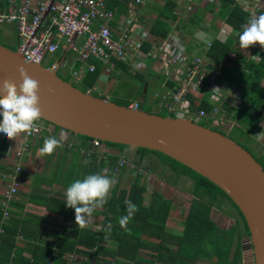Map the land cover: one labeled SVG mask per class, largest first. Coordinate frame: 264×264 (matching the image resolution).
Segmentation results:
<instances>
[{
    "label": "trees",
    "instance_id": "trees-1",
    "mask_svg": "<svg viewBox=\"0 0 264 264\" xmlns=\"http://www.w3.org/2000/svg\"><path fill=\"white\" fill-rule=\"evenodd\" d=\"M188 4L189 3L184 4L183 10L175 11L177 8L175 0H166L165 6L157 10V17L154 18L149 29L150 33L162 39L170 35L169 32L172 28H175V30L178 29L179 32L182 33L180 30L181 25L176 21H179L180 18L184 20L186 15H188L189 19L188 21L184 20V22H188L189 24L195 23V26H197L202 17L194 16L192 13L189 17L191 8H188ZM193 5L200 6L199 3ZM220 5L219 17L223 19L226 27L236 32L240 33L243 26L251 20L252 15L250 12L240 7L236 0H220ZM211 6L212 4L206 1L201 8H208L209 10ZM170 22L172 24L174 23V25L170 24ZM175 30H172V34L175 33ZM214 30L216 31V29ZM185 34L188 35V38L192 39L193 31H186ZM180 37L183 39L182 36ZM233 42L234 40L229 37L223 38V40L215 39L207 55L213 60L214 66H217L222 64L230 54H233L235 55L233 64L243 67V70L241 69L239 71L221 67L220 80L224 84L240 90L242 92L240 96H243V98H241L242 104L235 107L224 106L221 113L231 119L233 123L232 129L242 133L247 143L252 133L257 130L263 131L260 127V123L264 119V53L259 54L260 60H254L251 56L246 58L232 50ZM149 48V44L143 45L144 51H147ZM90 63L95 65V71L93 73H86L82 82L74 85L82 92H88L96 86L102 71L100 63L94 60H91ZM116 67L117 70L121 69L125 74L130 73L127 67L122 63H116ZM151 75L152 73L149 74V76ZM145 85L146 91L143 93ZM146 93L147 83L144 81L142 86L143 96H145ZM200 98L201 104L197 105L195 101ZM190 102L194 110L204 109L206 112H209L212 108L208 102V96H202L200 93L190 96ZM116 104L128 107L130 102L124 100ZM157 114L160 115L159 113ZM38 122L42 121L39 120ZM44 123L48 126L55 127L49 123ZM198 124L205 127L208 125L203 121ZM55 128L59 130V128ZM212 130L216 131L213 128ZM219 132L222 133L221 131ZM78 137L92 141V139L86 137ZM100 143L117 149L119 154H122L125 149H129L122 145ZM242 148L249 151L243 146ZM134 153L139 157V162L136 163L138 167L141 166V162L146 156L151 154L159 156L169 167L173 168L178 175L188 176L193 179L196 188L197 186L205 187V189L210 192V195L217 194L223 196L232 203V201L214 184L180 163L158 152L145 149H136ZM117 159L118 157L109 156L101 169L103 170L107 165V168L109 167V170L112 172L113 168L116 166ZM254 159L264 170V153L258 158L254 157ZM96 167L97 166L92 165V169H96L97 172H100V168ZM145 189V186L138 181L137 177L129 189H124L119 184H115L109 194L107 203L102 207V227L98 233H90L83 230L70 231L72 233L74 232V236L69 238L70 240H66L62 238V236H59L50 244L39 243V245L35 246L32 250L33 257L24 259L19 257L14 264H66V257L69 256V254H79L83 259H87L86 261H80L79 264H91L89 259L93 257L94 260H92L95 262L93 264H149V262H151L149 259L145 261L144 258L141 257L143 247L149 245L150 251L160 254L159 252L167 250L166 245L170 244L164 240L165 238L164 236L162 237V234H164L163 231L166 220L169 218L172 205L169 201H164L161 196L155 192L154 195L159 197V201L154 198L147 206H143ZM125 201H131L138 208V211L129 221L127 229L121 228L119 225V219L126 215ZM194 201L195 199L193 198L190 210L183 223V232L181 236L179 235L172 238L173 243L177 246V251L175 253L169 252L171 257H167L166 259L175 261L176 263L182 262V264H184L183 257L186 258L184 260H190L189 262H195L198 258H208V260H213L214 264H243V251L240 244L241 236L243 234L249 237V231L237 207L232 203L239 216V221L235 220L234 224L231 226L222 227L211 219V205L199 200ZM112 219H114L115 222H112ZM109 225H111V232L108 234V240H105L104 237L107 234L105 229ZM132 225L136 226L132 227ZM9 227H11V224ZM144 227H146V229H144ZM7 231L11 233L10 228H7ZM143 235L154 237L155 239H162L158 240V243L155 245L150 243L145 244L141 240ZM11 236H13V234H11ZM14 247V242H12L9 248L12 250ZM179 258L181 261H179ZM0 259V263L3 262L4 264L9 260L8 257H1V254Z\"/></svg>",
    "mask_w": 264,
    "mask_h": 264
},
{
    "label": "built area",
    "instance_id": "built-area-1",
    "mask_svg": "<svg viewBox=\"0 0 264 264\" xmlns=\"http://www.w3.org/2000/svg\"><path fill=\"white\" fill-rule=\"evenodd\" d=\"M147 2L148 0H4L0 8V27L5 23L14 25L17 53L34 65H42L48 55L59 53L61 57L68 49L75 57V63L79 64L70 73L73 82L77 84L82 82L86 73L95 71L91 60L110 71H117L116 63H122L131 73H147V63L151 61L157 67L158 76L164 79L163 85L150 95L149 106L152 112H165L170 117L190 119L195 123L211 117L213 119L208 123L214 121L211 125L214 126L220 122L215 117L222 115L224 106L235 107L242 104V101L235 105L231 103L230 92L225 91L227 89L232 92V88L220 80L222 64L214 66L213 60L207 55L211 45L206 40L210 39L212 43L218 37L201 30L195 42L201 47L200 53L186 50V43L175 33L165 39L156 37L157 39L151 40L135 20L134 12ZM187 2L192 3V6L197 1ZM119 5L126 7L127 14L116 23L115 15ZM233 31L235 30L219 29L224 39L229 37L234 40L236 35ZM144 43L150 45L147 51L142 50ZM58 62L59 59L47 69L57 71L67 64L66 60L60 65ZM216 88H221V91L213 90ZM196 93L208 96V102L212 106L209 112L192 108L190 96ZM241 93L240 90L235 93L240 100ZM195 102L201 104V98ZM140 107L138 102H132L128 106L132 110H139ZM36 123L37 127L31 134L22 133L23 141L16 152L18 158L27 150L28 140L42 134L41 125ZM102 145L99 140L91 142L93 149L98 150ZM125 164L126 158L122 157L114 172L119 173ZM22 170L20 165L14 169L15 173ZM11 177L12 183L0 201V239L5 233L3 227L7 225L10 206L18 192V182L14 176ZM66 264H79V261L71 254L66 257ZM243 264L254 263L252 259H247Z\"/></svg>",
    "mask_w": 264,
    "mask_h": 264
},
{
    "label": "water",
    "instance_id": "water-1",
    "mask_svg": "<svg viewBox=\"0 0 264 264\" xmlns=\"http://www.w3.org/2000/svg\"><path fill=\"white\" fill-rule=\"evenodd\" d=\"M68 53L66 49L59 65ZM21 68L39 82L40 121L104 144L158 152L219 188L244 218L253 263L264 264V170L246 149L190 119L132 110L82 92L61 79L58 71L28 63L0 44V88L9 80L18 89Z\"/></svg>",
    "mask_w": 264,
    "mask_h": 264
},
{
    "label": "crops",
    "instance_id": "crops-1",
    "mask_svg": "<svg viewBox=\"0 0 264 264\" xmlns=\"http://www.w3.org/2000/svg\"><path fill=\"white\" fill-rule=\"evenodd\" d=\"M184 2L186 4L187 0H185ZM3 3L4 0H0V8L2 7ZM149 9L150 7H147V5H145L142 8H137V10L134 11L136 14L135 20L138 22L140 28L144 31L149 27H145V24H142V18L150 13L147 12ZM126 10L127 9L124 5L117 6L115 19L118 16H121V19H123V17H125L127 14ZM120 20L115 22L117 23ZM115 26L116 24L114 23V27ZM195 32L196 31L194 30L192 39L189 38V40L187 41L186 39L183 40L184 43H186V50H189L193 53H200L201 47L194 44V42L197 41V39L195 38ZM169 34L171 35L172 31H170ZM145 44L148 43H144L143 45ZM111 72L112 71H110L109 69H104L102 67V71L96 85H107L110 80L109 73ZM114 73L115 72H113L112 74L114 75ZM158 73L159 72H157V74ZM95 89L96 86L92 90ZM92 90H89V92ZM134 102L140 103V101L136 100H134ZM140 109L142 108L140 107ZM41 127L43 129L42 134L28 140L27 150L24 151L21 158H18L16 156V152L23 141V135L20 134L14 140H10L7 139L3 135V133H0V201L2 199L3 193L12 183L13 178L11 176H14L16 181L18 182V192L14 199V202L11 205L10 218L7 221V225L3 227L5 229V233L1 236L0 239L1 257H8L9 259L6 264H14V262L17 261L19 257L23 259L33 257L32 250L35 248V246L39 245V243L50 244L59 236H62V238L66 240L72 238L74 236V232L72 233L70 231L83 230L90 233H98L101 230L103 208L94 210L91 218H89L88 225L84 228H79L75 223L74 210L65 206L66 199L64 196V192L74 180L83 179L85 176L90 174H102L103 170H105L107 172V176L110 177L111 175H113V178L115 177V184H119L121 187L126 186V188L124 189H129L136 177L141 184L143 183L144 186L146 183L147 177L145 173L141 174L144 169H141V166L138 167L136 163L135 165H131V162L129 160L128 162L126 161V164L120 169L119 173H114V168L111 172V170H109V167L108 169L104 168L102 170V163L104 161L101 157L105 155L106 157L104 159L106 160L109 156L119 157L116 153L117 149L111 147L108 148V146L106 145H102L99 148L100 150L93 149L91 147V140H85L74 134L71 135L67 131H64L67 132V138L63 141L62 147H58L51 155L41 156L39 153V148L43 146L44 139L47 137H56L57 139H59L60 134L63 131H54L50 126ZM132 154V152H126L123 153L122 156L131 157L130 155ZM85 161H88V163H85ZM17 165H20L23 169L19 173H15L14 171ZM92 165L97 166L96 168H100L101 171L97 172L96 169H92ZM124 176L125 179L129 180V182H127V184H129L128 186L121 184L125 180ZM184 177L188 179L190 178L188 176ZM188 179L186 182L188 184L192 183L195 187L194 180L191 178L190 179L192 181ZM148 180L149 182L150 180H152L150 183L157 180V174L155 175L154 173V175L149 176ZM175 187L176 186H171V188L173 189H175ZM191 203L192 201L190 202V205ZM143 206L147 205H145L143 202ZM188 209L190 210V208ZM189 210H187V212ZM174 211L176 212L177 209ZM171 212L172 207L170 210L169 218L166 220L165 228L163 231L164 234H162V237L164 236L165 238L164 240L167 243H170L166 245L167 250H165L164 252L160 251V254H156L154 251H150L151 249H149V245L143 247L141 257H143L145 261L149 259L151 261L149 262V264H182V262L179 261H177L179 263H176L175 261H169L166 259L167 257H171L169 255V252L175 253L177 251V246L173 243L172 238H175L179 235V232L183 231V222H177V219H174L173 217L175 213L172 212L171 214ZM225 218L227 219V223L224 224H227V226H231L232 224H234L235 220L239 221V219L234 218V216H227ZM1 219L2 215L0 209V223ZM211 219L215 222L217 221L216 223L220 225L218 221L221 222V220L213 219L212 213ZM10 224L11 227H9ZM221 226L226 227L223 225ZM7 228H10L11 233L7 231ZM11 234H13V236H11ZM242 236L244 235L242 234ZM242 236L240 244L243 251V259L245 261L248 259L247 256L250 253L248 248H246L245 251L244 248H242V240L247 239L246 236ZM161 239L162 238L155 239L154 237H148L147 235H143L141 237V240L145 244L150 243L152 245L157 244L158 240ZM12 242H14L15 247L11 250L9 247ZM73 255L78 259L79 263L80 261L87 260L86 258L83 259L79 254ZM92 259L94 260V257L89 259V261H91V264L95 263ZM0 264L4 263L2 262ZM194 264H214V262L213 260H208V258H198L194 262Z\"/></svg>",
    "mask_w": 264,
    "mask_h": 264
},
{
    "label": "rangeland",
    "instance_id": "rangeland-1",
    "mask_svg": "<svg viewBox=\"0 0 264 264\" xmlns=\"http://www.w3.org/2000/svg\"><path fill=\"white\" fill-rule=\"evenodd\" d=\"M184 1L185 0H183V1L182 0H175V2L177 3V8L175 9V11H179V10L184 9V4H185V3H183ZM196 1L197 2H195V4L199 3L200 6H195V5L191 6L190 4H192V3L188 4V8H191V11L189 12V17L191 16V13H192L194 16L196 15L198 17H202V19L200 20L199 24L197 26H195V23L189 24L188 22H184V20L188 21V19H189L188 15H186V17L184 15V17H185L184 20L182 18H180L179 21H176L177 23H179L181 25L180 30L182 31V33L179 32V30L177 28H176L177 30H175V28H172V30H175L174 31L175 34L178 35V36L177 35L176 36L177 37L182 36L183 39L184 40L186 39V41H187V40H189V38H188V35L185 34L186 31H194L195 30L196 31L195 32V38H196L202 30L205 33L209 31L210 36H215V37H218L217 39L223 40L221 34L219 33V29L226 28V29L230 30L231 28L226 27L224 25L223 19H221L219 17V10L221 7L220 0H206L212 4V6L209 10H208V8H201V6H203L206 1H204V0H196ZM236 1H237V4L240 5V7H242L243 9L245 8L246 11L250 12L253 15L252 18L259 16L260 14L264 13V0H236ZM165 3H166V0H148V2L146 4L147 7H150V9L147 11L150 13L147 16H144L142 18V24H145V27H149L145 30V33H147L146 35L151 40H155L157 38L153 34L150 33V31H149L150 26L153 23L154 18L156 17L157 10L159 8L165 6ZM187 3L188 2H186V4ZM205 10H207V11H205ZM126 11H125V13H126ZM123 15H125V14H123ZM180 15H181V13H180ZM120 19H121V16H118L117 19H115V20L118 21ZM170 24H172V23L170 22ZM172 25H174V23ZM214 29H216V32H212V31H215ZM233 32L236 35V38L234 39V42H233L234 44L232 46V50L235 51V53L237 52L238 54H240L246 58H248L250 56L253 57L254 55H259L260 53H264V49H262L258 44L253 45V46H251L245 50L241 49L239 47V42H238V33L239 32H237V33L235 31H233ZM215 39L216 38H214L213 41ZM213 41H212V43H213ZM16 42H17L16 31H15L14 25L13 24H7V23L3 24L0 28V44L2 46L12 50V51H16V49H17ZM212 43H211V46H212ZM234 56L235 55L230 54L229 57L222 63V67H225V68L231 69V70L234 69L237 71H239L241 69L243 70L242 66H240V65L235 66L233 64L234 63L233 62ZM58 58H59V53H56L53 56L48 55L45 58V60L42 62V65L45 68H50L51 65L53 63H55ZM65 60H66L67 64L63 68L58 70V76L64 80H66L67 82H69L73 85H76V83L73 82V80L71 78V74H70L71 70H75L78 68V64L75 63V57L71 53H68ZM147 66H149L148 67V73L139 71L136 73L130 72L131 74L130 73L125 74L121 69H119L117 71H112L111 73H109L110 80H109L107 85H102V86L96 85V89L92 90L90 92H92L91 94L93 96L105 98V99H107L113 103L123 102L124 100L129 101L130 103L134 102V100L140 101L139 104H141V108L144 111L152 112L151 107L149 106V102L151 101L150 95L154 90H157L159 87H161L163 85L164 79L160 75L158 76L157 67L155 65H153L151 61H148ZM113 72H115L114 75L112 74ZM150 73H152L151 76H149ZM144 81L147 83V93L145 96H143V94H142V86H143ZM223 85L224 84H222V86ZM231 88L233 89L232 92H231V90L229 91L227 89L225 91V92H230V101H232L231 103L234 105L241 103V100L238 99L236 94H235L238 92V90L233 86ZM90 92L88 91V93H90ZM240 97L243 98V96H240ZM155 114H157V113H155ZM159 114L164 116V117H167V116L170 117L165 112H160ZM215 118L220 119V122L216 123L214 126H211V125H213L214 121H212L211 123H208L211 119H213L211 117H208L205 120L206 122L203 121V122L208 124V125H206L207 128H210L211 130L213 128L216 131L219 130L223 133V135L231 137V139H233L240 146L247 148L249 150V152L252 153V155L256 158L260 157V155L264 153V119L260 123V127L262 128L263 131L257 130L254 133H252V135L250 136V139L246 143L245 137H243L242 133L232 129L233 123L229 117H227L225 114L224 115L222 114V115L217 116ZM182 119H184V118H182ZM200 122H202V121H200ZM39 124L43 127L48 126L44 122H39ZM50 127L54 131L60 130V129L58 130L52 126H50ZM69 146H70V144H69ZM108 148H110V147H108ZM98 150H100V149H98ZM134 151L135 150L125 149V151L123 152V153L132 152L133 154L130 155L131 157L122 156L123 153L118 154V152L116 151L117 155L119 156L118 161H119V159L124 157V158H126L127 162H128V160L131 162L130 163L131 165H135V163L139 162V157L136 154H134ZM105 157H106L105 155H103L101 157L103 159V161H105L102 164L106 163V159H104ZM106 168H107V165H106ZM140 168L144 169L141 174L145 173V175L147 177L146 183H145V188H146L145 191L146 192L144 193V198H143L144 204L148 205L154 198H156V200L159 201V197L157 195H154V193L156 192V194L160 195L164 201H166V202L169 201L171 203L172 212L175 213V215L173 217H174V219H177V222H183L184 223V220L187 217V213H188L187 210H189L188 208H190V206H191L190 202L192 201V198H194L195 201L199 200L203 203H207L208 205H211L212 206V209H211L212 218L215 220H221V222L218 221L220 223V226L221 225L227 226V224H224V223H227V219L225 218L227 216L228 217L234 216V218H239V216L237 215V212H235L236 210L234 209L232 203L229 200H227L223 196H220L217 194L210 195V192L208 190H206L205 187L203 188V187L197 186V188H196V186L194 187V185L192 183L188 184L186 182L188 178H186L182 175L181 176L178 175V173L176 171H174L173 168L169 167L168 164H166L163 161V159L160 158L159 156H156L153 154L146 156L142 160ZM106 173L107 172L105 170H103L102 174H106ZM154 173H155V175L157 174V180L150 183L152 180H150V182H149L148 177L151 175H154ZM129 175H131V174H129ZM110 178H113V175H111ZM114 179H115V177H114ZM124 179H125V176H124ZM188 180H191V179L189 178ZM127 182H129V180L125 179L121 184L128 186L129 184H127ZM171 186H176V187H175V189H173V188H171ZM122 188H126V186L122 187ZM176 209H177V211L175 212L174 210H176ZM172 212H171V214H172ZM210 216H211V214H210ZM112 222H115L114 219H112ZM135 226L136 225H132V227H135ZM144 229H146V227H144ZM182 232L183 231L179 232L180 236H181ZM242 245H243L242 248H244V251L246 248L251 250L250 241H248L247 239L242 240ZM232 251H231V253H232ZM184 259H186V258L183 257V263L184 264H194L193 261L189 262L190 260H184ZM179 261H180V258H179Z\"/></svg>",
    "mask_w": 264,
    "mask_h": 264
},
{
    "label": "clouds",
    "instance_id": "clouds-1",
    "mask_svg": "<svg viewBox=\"0 0 264 264\" xmlns=\"http://www.w3.org/2000/svg\"><path fill=\"white\" fill-rule=\"evenodd\" d=\"M238 42L239 47L244 50L256 44L264 49V13L253 17L243 26L242 31L238 33ZM206 43L210 46L211 40H206ZM252 58L260 60L259 55ZM19 80L18 89L17 85L9 80H4L2 88H0V91L3 92V95L0 96V133L10 140H14L22 133L31 134L37 127L36 122L41 119L38 96L39 82L28 76L23 68L19 69ZM213 90L221 91L219 88ZM66 138L67 132L64 131L61 132L59 139L56 137L45 138L43 146L39 148L40 155L53 154L58 147L63 146V141ZM115 183L114 178L97 173L87 175L83 179H76L66 188L64 192L65 206L74 210L75 223L79 228L86 227L94 210L102 208L107 203ZM125 204L126 215L119 219V225L121 228L127 229L129 221L138 208L131 201H125ZM105 231L107 234L104 239L108 240L111 225Z\"/></svg>",
    "mask_w": 264,
    "mask_h": 264
},
{
    "label": "flooded vegetation",
    "instance_id": "flooded-vegetation-1",
    "mask_svg": "<svg viewBox=\"0 0 264 264\" xmlns=\"http://www.w3.org/2000/svg\"><path fill=\"white\" fill-rule=\"evenodd\" d=\"M123 152H124V151H123ZM248 152H249V151H248ZM249 153H250V152H249ZM134 154H135V153H134ZM250 154L252 155V153H250ZM252 156H253V155H252ZM249 253H250V254H248L247 258H248V259H252L251 251H250V250H249ZM252 261H253V260H252Z\"/></svg>",
    "mask_w": 264,
    "mask_h": 264
},
{
    "label": "bare ground",
    "instance_id": "bare-ground-1",
    "mask_svg": "<svg viewBox=\"0 0 264 264\" xmlns=\"http://www.w3.org/2000/svg\"><path fill=\"white\" fill-rule=\"evenodd\" d=\"M233 90V89H232Z\"/></svg>",
    "mask_w": 264,
    "mask_h": 264
}]
</instances>
